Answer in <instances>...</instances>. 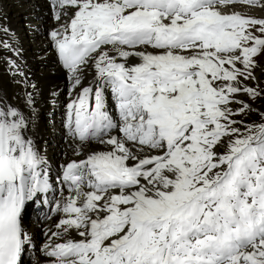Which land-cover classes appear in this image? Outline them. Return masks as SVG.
I'll return each mask as SVG.
<instances>
[{"label":"bare ground","instance_id":"obj_1","mask_svg":"<svg viewBox=\"0 0 264 264\" xmlns=\"http://www.w3.org/2000/svg\"><path fill=\"white\" fill-rule=\"evenodd\" d=\"M259 1H257L259 2L258 4L253 5H232V8L224 5L207 6L205 7V11L207 13L203 14L200 12L187 13L184 0H169L168 2L171 4L173 11L175 10V13L171 20L163 19L162 25L169 27L168 31L170 33H174L173 38H175L181 30L186 29L183 28L185 26L199 23L206 24L207 22H211L217 18L219 19V17L221 18V16L224 15L246 13L251 14V16L256 15L260 18H264V0ZM90 3L100 4L102 5V8H110L111 11H116L114 13H118L117 17L111 21V25L121 24L123 20L134 11L133 9L130 10L121 6L116 0H90ZM37 6H43V3L40 0H0V13L4 15L3 21H7V25L18 33H7V36L4 37L3 40H0V50L10 51L11 49H15L17 43L16 37L19 38L20 45H23V47L27 50L29 65L34 70L35 74L34 80L39 82L38 87L43 89L47 88L48 98H52L51 94L56 91L54 85L56 80L60 78L61 71L53 69L52 62L54 58L52 55L45 58L46 49L44 48L43 43L45 40L43 37L40 35H36L35 37L28 35L27 27L24 25L25 22H38L36 18L40 16V13L36 10ZM147 7L155 8L156 2H154V0H148ZM149 13L150 15H148ZM192 14L198 15L193 17ZM154 17H157L155 10H151L149 12L144 10L140 12L139 19L148 20L149 18ZM158 19L160 18L157 17L155 21L152 20L153 22L150 23L149 26L160 24ZM179 29H181L180 32H178ZM158 35L159 34L153 36L151 40L146 41L145 44L157 39L159 37ZM145 37H148V35H145ZM243 51L244 49L238 50V52H233L229 55H222L219 53L218 48L213 46L210 41L200 39L196 42L184 45L183 49L179 51L174 50V48H170L166 51L157 52L152 50L150 47H142L127 51L122 47H108L103 49L98 54L102 58L103 64L107 63L109 58L111 61L118 64L117 67H119L121 71H131L136 69V66L132 63V61L135 63L137 62V64L143 63V68L150 67V63L155 59L153 63L154 67H151L155 70L153 72L154 78L157 76V71L162 70V67L167 61H193L194 64H192L191 67L197 70L195 75L182 81L169 80L166 84L162 82L157 84L154 83L152 86L145 88L146 91L149 90V92L147 100L141 105V108L154 119V123L149 133L141 137L139 141L132 140V144H128L126 140L120 136L110 135L103 139L102 144H81V154L79 156L76 152H69L75 161L98 158L101 161L106 160L113 164H119V166L127 168H133L151 160L155 161V165L144 170L142 175L136 179L138 186L135 189L119 190L108 192L107 194H96L87 190H82L84 196L87 197L88 201L92 205L88 206L87 211L83 213V216L81 217L82 221H80V223L82 228L74 225H70L69 227L66 226L64 228L66 234L76 236L78 238L86 237L88 239H92V234L94 233L93 229L100 227V223L106 222L117 210L128 214V217L124 222V229L116 237L101 244V249L93 258L94 261H101L98 264H103V262L108 264H125L131 256L139 254L138 251L128 253L129 250L126 249V245L131 241L132 236L137 234L135 224L138 221H145V225L148 226L151 223L150 219L152 217H160L164 214V212H166V208L162 207L169 202L170 194L176 189L179 181L184 175V172L189 169L188 165L183 163V159L187 156H193V154H196V151L201 148H198L200 144L197 141V137L192 136L189 130L185 129L179 115L176 113L181 98L187 93L198 92L201 94V99L203 100L206 98L204 96V89L206 86L211 85L219 89L221 85H228L225 81H219L217 83L214 81V78L208 76V72H206L204 67L206 65L205 63L213 61V64L218 66V60H224L228 65L234 64L243 68L244 65L240 63L241 61H239V57H241ZM130 56L137 57V60L134 59V57H131L126 65L127 58ZM97 60L98 59H92L89 66L81 72L80 79H83V81L76 86V89H79L80 92L83 86H89L94 81L98 66ZM183 69L187 70L188 68L186 66L183 67ZM226 69L228 70L227 67ZM3 71L4 67L0 61V88H2L5 92L13 93L14 95L19 93V95H21L20 88L10 83L9 77L4 74ZM263 72L264 65H260L258 67V71L253 76V82L258 81L259 75ZM111 73H114V70L105 69L103 66L98 69L97 75L104 83L103 77ZM235 85H239L241 87L244 85L251 86V83L248 79H242L238 80ZM102 97L107 100L106 92H102ZM18 99L19 103H21L20 96H18ZM204 104L207 106L205 100ZM232 108L234 107L232 106ZM45 109L47 110L46 117L41 115L36 116L34 121H32L29 126L28 131L30 133H37L41 129H45L48 132L50 137L49 139L54 140V142L61 143V140H59L56 133L58 130H61L56 117H53L54 123H51V118L47 117L52 108L47 104ZM220 113L223 115L226 114L223 109L219 110L218 114ZM139 121L140 117L133 118L131 125L132 132L137 129ZM157 125H160L159 136L162 144L153 149L145 148L144 146V148L136 147L135 145L139 144L140 141L146 140L148 136L157 130ZM213 125L215 126L217 123H214ZM49 139L47 140L48 143L52 144ZM220 147H224V144L221 143ZM180 152V160L178 161ZM235 152L234 148L228 147L227 152L222 153L218 147L213 153L217 154L219 162L222 161L225 163L227 159L234 156ZM176 153L178 154L176 155ZM181 157L183 159H181ZM222 168L223 166H221V169ZM75 197L79 198L80 194H77ZM160 208L162 209L159 210L157 214L155 211ZM28 214H30V219L31 213L27 210L23 217L25 223H29L30 221L26 219ZM61 220L62 218L60 217L51 216L44 222V225L51 223L56 224ZM84 221L89 222V227L83 228ZM49 228L43 229L45 233H48ZM29 229L30 226L26 225L25 231L28 232ZM161 229V226L155 230L151 229L153 230L152 233L154 238L159 236V233L162 232ZM38 231L41 232L40 230ZM36 234L39 233L36 232ZM51 235L52 234L49 233L48 237H51ZM65 237V235H62L61 238ZM196 238L198 237L196 236ZM190 240L193 242L195 237H192ZM99 248L100 246L94 245L91 242L82 244L79 243L78 246L71 251L73 255H71L70 258L77 264L92 263L91 261L83 263L78 262L74 258V254L79 253L84 255L85 258H90ZM66 249L68 250L69 247L67 246ZM246 253L249 254L252 259H259V255L264 254V241L253 244V247ZM47 254L48 252H46L44 257L39 256L35 262L29 264H51V260L47 258Z\"/></svg>","mask_w":264,"mask_h":264},{"label":"rangeland","instance_id":"obj_2","mask_svg":"<svg viewBox=\"0 0 264 264\" xmlns=\"http://www.w3.org/2000/svg\"><path fill=\"white\" fill-rule=\"evenodd\" d=\"M186 1L189 11L195 9L198 11L200 7L216 4L212 0ZM205 2L210 3L205 4ZM220 2H245L253 5L260 1L220 0ZM197 15L192 14L193 17ZM238 16L249 17L251 25L242 28L240 27L241 20L234 22L230 17H221L214 19L215 21L212 20V24H210L211 22L206 23L210 25L198 24L184 30V34L179 36L180 41L174 43V50L179 51L178 48L182 47L181 43L185 40L193 41L200 38L209 41L210 39L222 55H229L244 49L245 51L239 57L240 63L244 66L242 65L243 68H240L234 64L228 65L224 60H218V66L213 64V61L208 62L209 64L205 63L204 67L208 76L214 78L217 83L225 81L228 85H221L219 89L211 85L206 86L204 93L209 99L206 97L204 100L207 101V106H205L204 100L200 101L198 93L187 96L178 105L176 113L182 115L183 124L186 121L192 123L195 120L193 125L196 129L208 131L200 141L203 146L201 151L205 158L197 160L196 166L190 173V178L185 181L186 187L182 190L183 199L181 200L184 206L183 210L180 213L178 210H166L167 212H164L162 217L151 220L153 226L137 227L138 238L135 240V245L137 246L139 243L138 246H146L150 239L154 238L151 229L163 226L164 223L167 224L157 237V240L163 245L155 247L156 258L169 254L173 261L181 255L172 253L176 247L170 246L168 231L172 232L170 240L176 241L186 232L212 229L215 234H205L207 240L202 242L204 247H209L213 242H217L221 246H227L231 242H235V244L230 245L231 249L225 251L211 248L203 252L201 256L207 261L217 263V258L237 256L239 257L236 260L238 264H264V254L259 255L260 258L251 263L246 257L241 256L239 251L242 249L247 251L248 239L258 238L260 232L264 231V158L257 160L255 154L251 153L253 150L246 145L244 152L235 162L236 165L240 163L241 168L237 170V174L232 175V163L243 151L242 146L253 143L252 139L264 133V72L259 75L258 81L253 82V76L258 71V67L264 65V18L256 15L246 16L245 14ZM159 33L163 37L167 35V31L164 29H160ZM188 43L186 42L184 45ZM152 49L167 50L156 44H153ZM188 64L194 63L192 61ZM185 65L187 63L166 64L162 71V77L166 78L165 80L176 81L196 74H189L188 71H185L182 72V75L180 74L183 78L177 79L175 75L178 72L174 69ZM242 79H248L252 87L249 85L236 86L238 80ZM191 108L193 111H190ZM220 109H223L226 114H218ZM216 113L218 115L213 117L212 122L208 121ZM213 122L217 125L214 126ZM185 129L188 128L185 127ZM221 143L224 144V147H220ZM48 147L51 150L55 148L51 143H48ZM144 147L140 146V148ZM218 147L222 153H226L228 147L234 148L237 154L233 159H227L228 161L225 163L219 162L217 154L213 153ZM220 165L223 166L222 169ZM236 175L237 177L233 179ZM208 183L210 185L206 186ZM213 188L215 190H212ZM178 203L179 201H176V204ZM26 219L29 220V214ZM114 221L118 223V228L123 227L125 222L124 218L120 216ZM259 239L264 240V236L257 240L260 241ZM133 247L134 244H131L130 248ZM227 253L231 254L227 257ZM186 254H189V250L186 251Z\"/></svg>","mask_w":264,"mask_h":264}]
</instances>
